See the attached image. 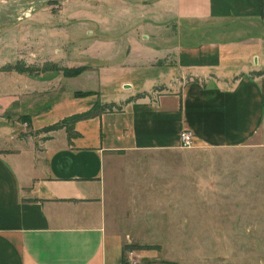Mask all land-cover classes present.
Instances as JSON below:
<instances>
[{"label": "crops", "instance_id": "obj_1", "mask_svg": "<svg viewBox=\"0 0 264 264\" xmlns=\"http://www.w3.org/2000/svg\"><path fill=\"white\" fill-rule=\"evenodd\" d=\"M127 10L132 25L90 52L98 67L88 57L66 76L113 81V91L66 86L19 122L3 113L18 101L17 80L0 79V264H123L103 201V165L114 153L178 147L182 128L205 145L264 142V0H132ZM20 76L23 97L44 81ZM108 101L121 110L80 117L70 135L36 132ZM125 258L175 264L144 249Z\"/></svg>", "mask_w": 264, "mask_h": 264}, {"label": "rangeland", "instance_id": "obj_2", "mask_svg": "<svg viewBox=\"0 0 264 264\" xmlns=\"http://www.w3.org/2000/svg\"><path fill=\"white\" fill-rule=\"evenodd\" d=\"M131 1L0 0V79L44 80L25 97L16 81L18 101L3 113L23 122L31 106L50 102L66 86L113 91V81L66 77L62 70L88 57L98 67L90 52L106 48L108 32L117 36L132 25L125 15ZM103 183L108 230L127 246H153L126 247L125 255L144 249L175 264H264L262 140L215 146L194 139L186 147L114 153L103 165Z\"/></svg>", "mask_w": 264, "mask_h": 264}, {"label": "trees", "instance_id": "obj_3", "mask_svg": "<svg viewBox=\"0 0 264 264\" xmlns=\"http://www.w3.org/2000/svg\"><path fill=\"white\" fill-rule=\"evenodd\" d=\"M85 65H79V66H75V67H67V68H64L63 73L65 75H69V76H73V75H77L78 73H80L83 69H84ZM22 70V69H21ZM264 71V70H262ZM257 73H259L258 71H255ZM91 91H75V94H87ZM140 94H136V96H138ZM129 98H127L126 100H129ZM125 100V101H126ZM122 103H115L113 101H108V102H102V103H98V102H95L92 104V106L90 108H88V110L86 111H82V112H76V113H72L70 115H67V116H64L63 118L57 120L56 122H53L51 124H48L44 127H42L43 130L45 131H49V130H52V129H56V128H59V127H65L67 132H68V135H70L71 133V128L73 126V123L76 119L80 118V117H85V116H88L92 113H96V112H102V111H112V110H121L122 108ZM25 116L26 120L29 119V114L28 113H24L22 114ZM138 244H128V246L123 243L122 246H121V260L123 262V264H126V258H125V253H124V250L126 247H137V248H150V247H153L151 245H148V244H145V245H138Z\"/></svg>", "mask_w": 264, "mask_h": 264}, {"label": "built area", "instance_id": "obj_4", "mask_svg": "<svg viewBox=\"0 0 264 264\" xmlns=\"http://www.w3.org/2000/svg\"><path fill=\"white\" fill-rule=\"evenodd\" d=\"M179 146L186 147L193 144V134L190 129L182 128L178 133Z\"/></svg>", "mask_w": 264, "mask_h": 264}, {"label": "water", "instance_id": "obj_5", "mask_svg": "<svg viewBox=\"0 0 264 264\" xmlns=\"http://www.w3.org/2000/svg\"><path fill=\"white\" fill-rule=\"evenodd\" d=\"M125 86H127L128 84H124Z\"/></svg>", "mask_w": 264, "mask_h": 264}]
</instances>
